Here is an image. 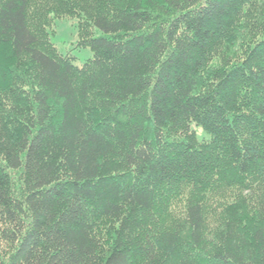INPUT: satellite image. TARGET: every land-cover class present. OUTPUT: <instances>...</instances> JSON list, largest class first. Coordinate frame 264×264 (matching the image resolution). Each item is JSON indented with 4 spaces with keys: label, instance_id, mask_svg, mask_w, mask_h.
<instances>
[{
    "label": "trees",
    "instance_id": "1",
    "mask_svg": "<svg viewBox=\"0 0 264 264\" xmlns=\"http://www.w3.org/2000/svg\"><path fill=\"white\" fill-rule=\"evenodd\" d=\"M0 264H264V0H0Z\"/></svg>",
    "mask_w": 264,
    "mask_h": 264
},
{
    "label": "rangeland",
    "instance_id": "2",
    "mask_svg": "<svg viewBox=\"0 0 264 264\" xmlns=\"http://www.w3.org/2000/svg\"><path fill=\"white\" fill-rule=\"evenodd\" d=\"M78 20L77 19H55L52 26L50 40L57 50L63 55H70L76 66L82 65L85 61L92 58L90 49L78 48ZM100 32L95 31V36H99ZM199 139H203L205 135L200 129L193 128Z\"/></svg>",
    "mask_w": 264,
    "mask_h": 264
}]
</instances>
